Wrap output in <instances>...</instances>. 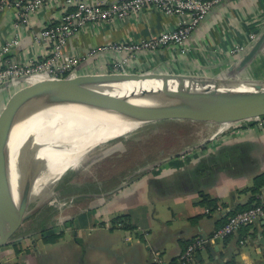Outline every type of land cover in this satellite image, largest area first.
Listing matches in <instances>:
<instances>
[{
    "label": "crops",
    "instance_id": "obj_1",
    "mask_svg": "<svg viewBox=\"0 0 264 264\" xmlns=\"http://www.w3.org/2000/svg\"><path fill=\"white\" fill-rule=\"evenodd\" d=\"M66 9L64 0H49L32 17L30 26L19 30L13 26L14 11L7 10L0 19V62L2 47L18 33L21 44L8 57L19 63L44 58L45 48L36 42V35L44 27L55 25ZM263 14L264 0H227L216 6L191 35L185 54L174 47L133 54L125 70L130 74L223 77L237 61L231 50L260 32ZM175 23L174 17L144 12L132 20L89 26L68 41L64 54L85 58L76 68L79 76L106 74L117 55L103 52L94 59L86 57L92 48L150 38ZM241 76L264 80V52ZM25 87L0 90V113ZM29 120L13 128L12 144ZM204 125L209 136L205 134L203 142L214 132V125ZM242 130L230 139L207 143L185 158L135 175L119 189L125 178L109 191L83 186L77 195L64 197H77L65 211L42 210L26 222L16 237L29 238L0 249V263L178 264L191 243L206 240L211 247L206 245L198 251L191 264H264L262 221L243 227L224 241H209L234 214L258 202L264 206V184L257 189V180L264 175V130H257L255 124ZM58 200L53 198L50 203ZM42 220L46 225L39 231Z\"/></svg>",
    "mask_w": 264,
    "mask_h": 264
},
{
    "label": "water",
    "instance_id": "obj_2",
    "mask_svg": "<svg viewBox=\"0 0 264 264\" xmlns=\"http://www.w3.org/2000/svg\"><path fill=\"white\" fill-rule=\"evenodd\" d=\"M262 52H264V30L250 50L228 69L225 76L220 78L154 72L76 75L73 78L38 82L17 91L0 113V200L2 194L11 184L10 170L3 173V169L10 156L9 145L12 130L23 120L30 118V121L24 130L23 140L15 162L14 185H11L7 201H4L5 204H0V249L29 238V236H16L26 222L44 210L55 196L60 195L57 186L63 175L59 177V182L53 189L54 197L48 198L39 207H35L33 204L34 188L39 176L37 171L38 155L42 142L39 139L40 130L36 129L30 134L28 131H30V126L40 118L37 117L39 114L60 106L73 104L77 97H102L114 99L134 111L149 115L152 118L150 123L139 129L163 121H191L220 126L242 125L264 117V80L248 79L241 76V73ZM147 82L160 83L163 86L171 85L176 89H182L185 85L188 88L177 101L172 103L158 100L155 98V94L146 96L124 88V85L127 84ZM238 88H251V90L236 91ZM205 93H207L205 98L197 99L199 95ZM191 102L197 105L202 104V106L215 103L218 107L216 109H201V106H193ZM207 143L205 142V144ZM185 152L166 157L148 168L178 158ZM124 186L121 185L118 189ZM206 245L211 247L209 242Z\"/></svg>",
    "mask_w": 264,
    "mask_h": 264
},
{
    "label": "built area",
    "instance_id": "obj_3",
    "mask_svg": "<svg viewBox=\"0 0 264 264\" xmlns=\"http://www.w3.org/2000/svg\"><path fill=\"white\" fill-rule=\"evenodd\" d=\"M49 0H0V19L9 9L14 11L16 30L28 28L32 17L38 14ZM51 1V0H50ZM227 0H64L66 11L61 14L55 25L46 26L36 35V42L45 48V56L42 59L32 58L19 63L9 54L21 44L20 33L16 34L1 49L2 61L0 62V90L9 86H30L46 80H61L73 78L77 75L76 68L85 59L73 55H65L64 50L68 41L89 26L117 21H128L138 18L144 12H158L166 17L175 18L176 23L172 28H168L162 33L146 39H138L134 42H111L105 46L92 48L86 57L95 58L103 52H110L117 55L109 73H127L126 64L130 55L157 52L162 49L174 47L183 54L188 50L187 44L191 35L198 29L200 24L212 12V10L226 2ZM72 8V11H69ZM257 34H251L247 42L235 46L231 50V55L240 60L257 41L260 33L264 30V14L260 22ZM256 129L264 130V117L254 119ZM248 123V122H246ZM245 124V123H243ZM242 125L220 126L214 125V132L209 139L202 143L187 148L184 154L178 158H185L203 149L205 142H215L216 140H226L243 132ZM204 144V145H203ZM182 152V151H181ZM177 159V158H175ZM173 160V159H172ZM159 162V161H158ZM152 163L137 172L129 175L122 185L127 186L135 175L152 170L148 168ZM144 169V170H143ZM76 196L64 198L57 202L59 210L71 207ZM264 222V206H252L244 211L231 216L227 222L217 229L210 237V242L217 243L224 241L228 237L237 233L246 226ZM206 240H197L191 243L185 253L178 259V264H191L195 260L198 251L205 248ZM3 264V263H0Z\"/></svg>",
    "mask_w": 264,
    "mask_h": 264
},
{
    "label": "bare ground",
    "instance_id": "obj_4",
    "mask_svg": "<svg viewBox=\"0 0 264 264\" xmlns=\"http://www.w3.org/2000/svg\"><path fill=\"white\" fill-rule=\"evenodd\" d=\"M124 88L146 96L155 94L158 100L172 103L178 100L188 86L176 89L171 85L163 86L160 83L147 82L127 84ZM250 90L251 88L236 89L241 92ZM206 95L207 93L199 95L197 99L205 98ZM191 105L201 106V109L218 107L215 103L202 106V104L197 105L191 102ZM37 117L40 118L30 126L28 131L30 134L36 129L40 130L39 139L42 142L37 162L39 176L33 193L35 207L46 202L54 187L57 186L59 177L69 170L77 169L83 158L90 152L113 140L129 136L141 126L150 123L152 119L149 115L134 111L114 99L102 97H77L73 104L57 107ZM28 122L3 169V173L10 170L11 184L2 194L0 204H5L11 185H14L15 162Z\"/></svg>",
    "mask_w": 264,
    "mask_h": 264
},
{
    "label": "trees",
    "instance_id": "obj_5",
    "mask_svg": "<svg viewBox=\"0 0 264 264\" xmlns=\"http://www.w3.org/2000/svg\"><path fill=\"white\" fill-rule=\"evenodd\" d=\"M191 123H195V122L163 121L158 124L156 123L154 125L148 126L143 130H140L137 134L133 135V138H127L125 140H122L124 138L123 137L116 139L117 141L120 140L119 142L125 144L126 149H124V152H122V154L119 153L117 155L111 156L110 158L107 159L108 161L104 165L106 167L104 171H106L107 175H105L104 173L102 177L99 176L97 180L87 181L86 183H84V185L85 186L88 185L92 189L99 191H109L113 189L116 185H118V183L123 178H125L127 175L134 173L135 171H137V169H140V167L142 168L145 167L146 165L163 160L165 157L168 156L167 155L169 154L168 150L175 148L177 146V142L174 139H172L170 136L167 137L166 135L158 134L157 132L152 134L154 131H161L166 128H176L180 130V127L188 126ZM253 124L254 122L245 123L243 124L242 128H246L247 126ZM63 179L64 181L62 185L59 187V190L58 189L57 190L60 196L61 194L63 197L70 196L68 192L74 191L72 189L73 186L69 185L68 187H66L69 183L70 178H67L65 176V178ZM263 184H264V175L258 178L257 189ZM79 191H81V189H79ZM252 192H256V188L253 189ZM211 203L213 202H210V204ZM257 205H262V204L258 202L254 206ZM43 212L50 213L55 211L54 208H52V206L48 205L44 208ZM45 225H46V220H42L38 225V227L41 228L39 229V231L44 230Z\"/></svg>",
    "mask_w": 264,
    "mask_h": 264
},
{
    "label": "rangeland",
    "instance_id": "obj_6",
    "mask_svg": "<svg viewBox=\"0 0 264 264\" xmlns=\"http://www.w3.org/2000/svg\"><path fill=\"white\" fill-rule=\"evenodd\" d=\"M160 123V122H159ZM156 124V123H154ZM154 124H149L147 126H144L143 128L135 131L134 133L130 134L127 137H124L122 140H125L127 138H133V135L137 134L140 130H143L144 128L154 125ZM158 124V123H157ZM182 128V129H181ZM169 129V130H167ZM157 132L158 134H163L166 135L167 137L170 136L172 139H174L177 142V146L175 148L169 149L167 154L168 156L173 155L175 153H179L187 148H191L195 145H198L202 143L203 139L205 136H209L208 129H205L204 123H191L188 126H183L180 127V130L176 128H166L161 131H154L152 134ZM206 134V135H205ZM120 141V140H119ZM119 141H113L109 142L107 144H104L102 146L97 147L95 150L90 152L86 157L83 158V160L80 162L81 164L77 169L69 170L66 172L63 176L62 179L57 186V189L62 185L65 176L67 178H70L69 183L66 187L69 185L73 186L74 191L68 192V194L72 195H77L79 192V189H81L87 181L91 180H97L99 176H103V174H106V167L104 166L107 163V159L110 158L111 156L117 155L119 153L122 154L124 152V149H126L125 144L119 142ZM136 141V139H135ZM16 140H14L12 144V140H10V153L13 151L15 148ZM127 146V145H126ZM13 147V148H12ZM140 169H137V171ZM72 171V172H71ZM104 171V172H102ZM136 171V172H137ZM71 172V173H70ZM68 173V174H67ZM131 175V174H130ZM127 175L125 179L128 177ZM76 186V187H74ZM65 187V188H66ZM80 187V188H79ZM55 191H52L51 195L48 198H52L55 195ZM54 198H59V200L64 199V197L59 195L55 196ZM58 200V201H59ZM57 201V202H58ZM57 202L56 203H49L50 206H55L54 211L58 212L57 208ZM34 204V203H33ZM58 210V211H57ZM66 209H63L61 211H65ZM59 215V214H58Z\"/></svg>",
    "mask_w": 264,
    "mask_h": 264
}]
</instances>
